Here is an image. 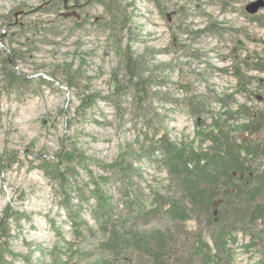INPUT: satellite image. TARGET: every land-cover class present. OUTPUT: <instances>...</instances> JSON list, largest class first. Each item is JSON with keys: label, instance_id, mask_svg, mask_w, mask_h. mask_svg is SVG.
I'll use <instances>...</instances> for the list:
<instances>
[{"label": "rangeland", "instance_id": "1", "mask_svg": "<svg viewBox=\"0 0 264 264\" xmlns=\"http://www.w3.org/2000/svg\"><path fill=\"white\" fill-rule=\"evenodd\" d=\"M94 1L0 0V218L7 207L15 213L6 220L14 264H107L91 214L94 187L125 214L108 165L131 163V188L148 203L168 179L143 154L155 132L195 146L212 121L225 129L242 121L241 105L264 112V72L248 64L264 65V26L251 19L264 17V7L245 10L257 0H111L124 16L120 34ZM124 44L152 77L147 96L134 102L128 88L113 90L123 79ZM4 68L24 85L6 88ZM190 94L205 102L194 114L184 100ZM262 136L264 127L252 138ZM64 151L76 158L61 190L42 169ZM182 225L164 264H203L198 239L204 264H264L261 222L227 229L223 250L211 226Z\"/></svg>", "mask_w": 264, "mask_h": 264}, {"label": "trees", "instance_id": "2", "mask_svg": "<svg viewBox=\"0 0 264 264\" xmlns=\"http://www.w3.org/2000/svg\"><path fill=\"white\" fill-rule=\"evenodd\" d=\"M94 2L100 3L109 15L107 25L111 30H117L118 34L125 30L124 16L111 0ZM262 17L251 19L264 26ZM3 60L8 62L6 58ZM248 64H252L253 70L264 72L260 60ZM144 72L142 63L133 56L128 44H124L123 79L122 83L115 79L114 92L128 88L133 102L140 95L144 99L152 78ZM1 78L9 89H19L25 83L23 77L11 69L4 68ZM241 85L243 89L244 82ZM202 98L191 94L185 97L192 114L203 107ZM88 100L89 96H84L81 107ZM238 112L245 115L242 121L230 125L229 129L212 121L198 133L195 146L194 142L189 146L176 144L165 132L153 134L152 146L143 154L147 159L155 157L168 179L162 194L154 192L148 203H144L141 194L134 193L131 188L130 174L134 171L131 163H125L120 157L108 165L111 174L120 182V202L125 214L116 211L108 198L99 192L98 186L94 187L95 206L91 214L97 220L101 234L99 246L109 258L107 264H164L167 253L177 250L174 248L178 241L173 238L176 232L178 235L185 233L182 223L187 220H194L200 226H211L216 231V247L222 250L227 229L257 222L264 224V136L252 138L264 127V112L245 105H241L235 114ZM237 135L242 136L241 139H237ZM75 158L72 152H59L55 162L45 163L42 170L62 190L66 178L73 175L71 163ZM15 218V213L8 207L0 218V264H14L11 259L14 253L6 244L9 237L6 220ZM148 219L157 220L158 225L146 230L136 228L137 223ZM198 243L197 251L204 264L203 253L199 250L206 245L200 239ZM215 264H219L218 261Z\"/></svg>", "mask_w": 264, "mask_h": 264}, {"label": "water", "instance_id": "3", "mask_svg": "<svg viewBox=\"0 0 264 264\" xmlns=\"http://www.w3.org/2000/svg\"><path fill=\"white\" fill-rule=\"evenodd\" d=\"M264 7V0H257L255 2L249 3L245 10L249 13H256L257 10Z\"/></svg>", "mask_w": 264, "mask_h": 264}]
</instances>
